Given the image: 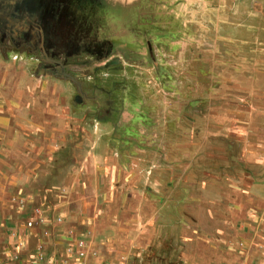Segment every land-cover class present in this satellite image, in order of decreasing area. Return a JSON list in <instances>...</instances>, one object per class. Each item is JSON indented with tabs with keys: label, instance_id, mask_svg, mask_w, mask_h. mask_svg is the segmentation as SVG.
I'll return each instance as SVG.
<instances>
[{
	"label": "rangeland",
	"instance_id": "1",
	"mask_svg": "<svg viewBox=\"0 0 264 264\" xmlns=\"http://www.w3.org/2000/svg\"><path fill=\"white\" fill-rule=\"evenodd\" d=\"M0 264H264V0H0Z\"/></svg>",
	"mask_w": 264,
	"mask_h": 264
}]
</instances>
